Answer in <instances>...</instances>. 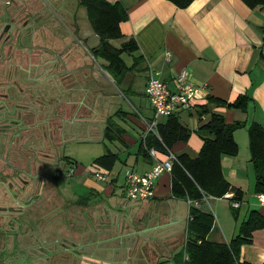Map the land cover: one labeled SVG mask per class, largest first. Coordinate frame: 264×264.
Here are the masks:
<instances>
[{
	"label": "crops",
	"instance_id": "0c3cea01",
	"mask_svg": "<svg viewBox=\"0 0 264 264\" xmlns=\"http://www.w3.org/2000/svg\"><path fill=\"white\" fill-rule=\"evenodd\" d=\"M36 1L29 3L35 5ZM52 1L59 9L53 7L54 14L43 10L39 17L50 14L58 18L59 15L62 16L60 22L46 23L48 18H38L39 23L35 20L31 24L30 21L26 23V19L18 31V34L22 33L18 40L25 48L29 49L34 43L35 50L40 52L28 55L27 49L23 54L0 56V61L4 62L2 78L5 84L0 85V102L5 107L3 118L7 121V149L17 159L16 162L9 161V169L23 171L20 172L22 175L29 173L26 174L30 176L27 183L31 186L28 185L27 190L36 184L41 188V197L37 198V202L42 200L43 193L49 188L51 193L47 198L55 200L50 204H60V211L67 212L65 221L71 223L67 232L59 233L66 236L69 245L51 251L46 248L30 249L26 252L33 255L30 263L40 261L37 255L50 253L55 255L57 264L58 256L66 253L60 261H67L68 255L72 254L69 264H78L79 261L81 264H181L175 255L184 247L189 203L172 196L170 172L164 171L158 176L154 196L150 199L132 200L122 192L126 169L144 174L151 170L156 160L149 154L145 156L146 139H141L145 121L150 120L153 114L145 93L150 73L165 82L170 90H175V77L187 71L189 81L202 88V94L190 109L174 113L190 128L191 134L186 142L173 145V154L197 155L203 144L197 129L209 120L214 111L222 114L226 123L244 124L234 131L238 152L222 156V171L230 185L243 192L239 210L246 202L250 208L246 216L249 211L257 210L264 217V204L258 202L253 191L255 176L247 133V127L252 122L264 127V6L250 9L241 0H193L187 7L179 8L168 0H107L120 3L128 13L127 19L119 23L123 38L111 42L119 47L122 41L133 39L137 45L135 51L122 52L125 65L132 68L116 85L105 69L107 62L91 51L98 45L99 37L90 22L78 20V12L82 8L78 0ZM22 2L25 4L26 0ZM31 26L35 29L33 33ZM42 29L48 31L45 39L54 45L48 52L40 50L47 47V41L37 36ZM29 35L33 38L32 42L24 39ZM16 70L18 75H12L11 72ZM24 72L30 75V80L35 74L38 75L35 78L49 76L50 87L45 94L51 103L48 126L55 147L69 142L67 135V138L63 136L66 124L77 122L80 131H71V140L81 144L107 142L109 145L105 143L106 152L102 155L113 153L117 156L110 170L94 163L102 155L94 158L88 166L79 154H59L58 165L54 163L56 157L53 154L42 153L40 149L43 146L38 147L39 151L34 145L30 146V143L34 144L33 136L45 141V135L39 122L27 119L25 122V105L18 99L20 94L24 97L27 92L22 84L17 88L11 83L14 79H21ZM10 77L13 79L10 80ZM15 90L20 94L11 98V91ZM239 95L248 97L245 106L229 107L208 102L209 97L232 102ZM31 100V105L41 106L35 99ZM111 108L112 113L109 112ZM109 117L114 122V140L105 136ZM165 119L161 118L158 124ZM83 124H86L85 128ZM38 130L39 133L35 132ZM155 151L156 158H166L158 150ZM47 158L53 163L45 160ZM13 165L18 168H12ZM46 165L55 166L54 171L46 172ZM70 167H75V174L66 177ZM58 170L62 173L59 177L56 176ZM97 170L107 175L105 181L95 177ZM233 195L234 192L230 191L224 197L211 199L218 201L224 198L230 208ZM210 207L213 211L212 205ZM230 213L226 207L220 212L221 220L217 212L213 213L214 218L218 216V227L213 225L208 239L227 243L236 234L240 221L233 214L231 217ZM52 215L60 216L50 212L45 218ZM23 237L26 238V235ZM15 253L20 255V250ZM240 259L253 264L264 261V228L254 230L251 242L241 246ZM19 260L20 256L17 261H10L9 257L6 264H20Z\"/></svg>",
	"mask_w": 264,
	"mask_h": 264
},
{
	"label": "trees",
	"instance_id": "16d2710c",
	"mask_svg": "<svg viewBox=\"0 0 264 264\" xmlns=\"http://www.w3.org/2000/svg\"><path fill=\"white\" fill-rule=\"evenodd\" d=\"M168 1L179 8H185L193 0ZM241 1L250 9L264 6V0ZM78 5L86 9L88 20L99 37L98 45L91 49L92 53L107 62L106 71L113 77L116 85H119L125 73L132 68L125 65L121 54L137 49L133 39L122 41L119 47L111 42L123 38L119 23L127 19V10L120 3H111L107 0H78ZM60 18H48L46 23L60 22ZM134 63L137 64V61ZM247 100L248 97L245 95H239L232 102L220 98H208V102L214 101L218 105L229 107L245 106ZM113 125L114 122L109 117L105 136L110 140L116 138L112 131ZM242 126H244L242 122L226 123L222 114L214 111L209 120L197 129L203 140L197 155L191 157L187 153L173 154L171 151L173 145L177 142H186L191 130L180 121L178 116L172 114L157 125L158 136L148 133L145 140V156L149 154V148L158 150L167 159L171 153L173 154L175 159L172 161L170 174L171 193L174 198L195 201L204 195L214 198L224 197L226 193L233 191L234 195L230 200L241 201L243 192L231 186L226 180L221 159L223 155L237 154L238 145L234 139V131ZM247 133L250 161L255 176L253 191L255 194H264V127L252 122L247 127ZM157 158L160 161L166 159ZM116 160L115 154L107 153L96 158L94 163L110 170ZM230 209L235 219H238L239 208L230 206ZM214 220V215L210 211L198 208L190 202L184 247L175 258L181 264H253L240 259V249L242 245L251 242L254 230L264 228V217L257 210L249 211L246 218L239 222L236 234L227 243L208 239ZM261 264H264V261Z\"/></svg>",
	"mask_w": 264,
	"mask_h": 264
},
{
	"label": "rangeland",
	"instance_id": "374dc122",
	"mask_svg": "<svg viewBox=\"0 0 264 264\" xmlns=\"http://www.w3.org/2000/svg\"><path fill=\"white\" fill-rule=\"evenodd\" d=\"M30 1L32 0H26V3L23 4L22 0H0V5H3L2 6L3 8L0 7V13L3 12V9L5 10V14H4L5 16L0 21V50L2 51V54L5 55L9 53L10 55H14L16 53H19V54L26 53L28 48H25L22 45L23 43H21L22 41L18 40L19 37H21L22 35V33L18 34V31H19V28L22 27L23 21L28 19L26 23H29L30 21L31 24H33V22L36 20L37 23H39V20H37L38 18H40L41 20V18L46 19V18L53 17V15H50V14L39 17L43 10H46V11L49 10L51 14H54V11L52 10V8L56 7L57 9H59L57 6H55L52 0H39V1L35 0L36 1L35 5L33 3H29ZM22 7L24 11L21 9ZM58 18H60L59 15H58ZM59 20L61 21V19ZM78 20L80 22L87 21L89 23L87 12L84 7L80 8V11L78 12ZM51 23H55V22H51ZM34 30L35 29L32 27L31 32L33 33ZM47 32L48 31H46L45 29H42V31L39 32L37 36L38 37L40 36L42 37V39H45V36H47L46 35ZM24 36L25 34L23 35V37ZM24 39L28 40L29 42L30 41L32 42L33 38L31 37V35H29V37L24 38ZM46 41H47V47H44L46 49H43V48L40 49L41 51H47L49 48L51 49L54 48V45H52L51 43L49 44V41L45 39V42ZM35 49H36V44L31 43V46L28 49L29 52L27 54L37 55L38 54L37 52H40V51L39 50L36 51ZM3 64L4 62L0 61V85H3V83L5 84V80L2 78V73L4 72ZM6 67H9V65H7ZM11 74L18 75L17 70L11 72ZM22 76L27 77V78H23V77L21 79L17 78V79L12 80L11 83H14L17 86V88L19 86L21 87V84H22L23 85L22 87H24V90L25 92H27V94H25V96L22 97L21 94L17 93V91L15 90V91H11L12 93L10 94V96L12 98V97H15L16 94H20L18 101L23 102V104L25 105L26 113H27L26 115L25 114L23 115V117L25 118L24 119L25 122H27V120L29 122H39L41 124V127L44 129V133L43 132L41 133L45 135V141H39L38 140L39 138L37 136H33L34 144L30 143V146L34 145L33 147L36 149V151H39L38 147L43 146V148L40 149V150H43L42 153L47 152L46 154H49L50 156H52L51 154H53L54 157H56V160L54 161V163L58 165H59L60 157H57V155L59 154H62V155L70 154L71 156H73L72 154H75V155L79 154L78 156H80L81 160L85 162L88 166H90L94 158L106 152L105 143L109 145L107 142L102 143L100 141H94V142H88V143L81 144V143H78V141L76 140L75 141L71 140L72 138V136H70L71 131H74L75 133H78L80 131V124L77 122L71 125L66 124V128L63 132V136L65 138L68 137L69 142H67L65 146L56 148L54 138L50 135L49 126H48L49 118H50L49 115H50V104L51 103H50V99L48 95L45 93H48L49 87H50L49 85L50 82L48 78L49 76L45 77V75H43V76H39L38 78H35L36 76H38L35 74V75H32L33 77L31 76V78H33L32 80L28 79L30 75L28 76L26 72L22 73ZM9 79L11 80L13 79V77H10ZM28 92H30L31 94H29ZM1 96L2 94H1V88H0V101H1ZM31 98L35 99L36 102L41 104V106L36 107V106L31 105L30 104V102L32 101ZM121 102H122V105H124V102L123 101ZM27 103H29L28 107L26 106ZM1 104L2 103L0 102V126L4 125V127H6L7 121L5 120V118L2 117L3 113L5 112V107H2ZM109 112L110 113L113 112L112 108L109 110ZM82 127L85 128L86 124H83ZM35 132L39 133L40 130L35 131ZM61 136H62V133H61ZM7 147H8V142L6 141V133H1L0 134V180L5 181V184L7 186H4V187L10 189L8 190L10 191V193H6L7 195L5 194L3 195V193L0 194V224H3L4 227L8 229L7 234H9L7 235L8 239L7 241H5V244L9 245L10 249H13V251L21 250V248L22 249L29 248L28 251L30 249L31 251H35L38 249L41 250V249L46 248V250L51 251L54 248L62 247L66 244L69 245V242L66 241V236L64 237V236H61V234L59 235V233L67 232V228L71 225V223L68 224V222L65 221L67 212L62 213L64 211H60L61 210L60 204L58 205L50 204V203L53 204V201L55 200H53L52 198L50 199L47 198L48 197L47 193H48L49 188L43 193L44 195L42 198L43 201L41 200L38 202L37 201L31 202L30 199L32 197V194H31L32 192L30 190L31 192L30 193L26 187L27 180L30 178V176L26 174H29V173L22 175L20 172H23V171H19L15 169L18 167H15L14 165L12 168H14L15 170L9 169V164H8L9 161L16 162L17 159H16V156L13 155L7 149ZM46 147H48V149H45ZM45 160H47L48 162L51 161V163H53L51 159L47 158ZM61 166L64 167L65 165H61ZM54 168L55 166L46 165L45 171L52 173L54 171ZM8 173L12 175H9ZM61 174L62 173L58 170L56 173V176L59 177L61 176ZM8 175L10 176L9 178L11 179L8 178ZM65 176L70 177L67 175V171L65 173ZM51 179H53L52 176H51ZM7 181H9L8 184H7ZM5 198H8V200H5ZM55 198L58 199V196H55ZM42 202H44V204L46 205H43ZM26 203H27V206L25 205ZM209 203H211L210 205H212L213 211H211V209L207 205H205L203 209L210 211L212 214L214 212L216 214L217 212V215L219 216V220H221L220 212L224 211L226 207L230 209L229 206H227L228 201L224 198H221L218 201L210 199ZM217 205L219 206H218V210L216 211ZM24 207H26L25 210H23ZM56 207H57V211L55 210ZM249 209L250 208H248L246 202H244L239 211V218H238L239 221L245 218L246 213L248 212ZM50 212L57 213L60 216L52 215L51 217L46 216L45 218V215L49 214ZM230 212H231V209H230ZM231 214L232 212L230 213V216L232 217ZM217 217H215V221H214V224L216 227H218ZM66 224L67 226H64ZM74 224H77V222H74ZM74 230H77V228H74ZM18 234H19L18 239L17 237L14 238L13 235H18ZM25 235H26V238L23 237ZM13 239H15V241H13ZM19 243H20V246H19ZM12 255H14V253ZM27 255L29 257L33 256L30 254H27ZM37 256H39L38 260L40 259V261L37 263H29V264H55L56 262V259L54 258L55 255L50 254V253L40 254ZM61 256H66V253L58 256L59 261L57 262V264H69L70 263L72 254L68 255L67 261L66 259L60 261ZM18 259H19V255H16L15 257H10V261H17ZM78 264H81L80 261L78 262Z\"/></svg>",
	"mask_w": 264,
	"mask_h": 264
},
{
	"label": "built area",
	"instance_id": "2783aa9c",
	"mask_svg": "<svg viewBox=\"0 0 264 264\" xmlns=\"http://www.w3.org/2000/svg\"><path fill=\"white\" fill-rule=\"evenodd\" d=\"M168 56V53H166ZM176 88L170 90L165 82L154 76L152 73L149 74L147 79L145 93L149 99V102L153 109V114L150 120L145 121V130L141 134V139L145 140L148 133H153L158 136L157 124L158 121L169 115L174 114L178 110H188L191 108L192 103L202 94V88L194 85L188 79L187 71H182L176 77ZM144 121V120H143ZM148 153L155 160V164L151 170L144 173L138 174L131 169H126L124 174V184L122 186V192L126 198L132 200H146L154 196V186L158 176L164 171H171L172 161L175 157L170 154L168 159L160 161L156 158V151L154 148H149ZM75 167H70L67 171L68 176H74ZM95 177L100 181H105L107 175L97 170L94 172ZM211 196L204 195L201 199L190 201L198 208L203 205H207L209 208V200ZM257 199L260 204H264V194H257ZM231 206L239 208L240 202L236 200L231 201Z\"/></svg>",
	"mask_w": 264,
	"mask_h": 264
},
{
	"label": "flooded vegetation",
	"instance_id": "af4514ba",
	"mask_svg": "<svg viewBox=\"0 0 264 264\" xmlns=\"http://www.w3.org/2000/svg\"><path fill=\"white\" fill-rule=\"evenodd\" d=\"M2 6L3 5H0V7H2ZM21 9L24 11L23 7ZM4 14H5V10L3 9V12L0 13V21L5 16ZM5 25H7V24H5ZM0 53H1L0 55H4V54H2L1 50H0ZM3 74H4V72L2 73V75ZM1 106L4 107V104L2 103ZM2 117H3V115H2ZM5 129L6 128L4 127V125L3 126L1 125L0 126V134L1 133H5L6 132ZM28 185L31 186V183H27V186ZM4 186H7V185L4 183L3 180H0V194L3 193V195L4 194L7 195L6 193H10V191H8L10 189L9 188H5ZM30 190H31L32 193L30 192ZM28 191L32 194V197L30 199L31 202L32 201L36 202L37 198L41 197L40 196L41 195V188L39 186H37V184L35 186H33L32 188H30ZM48 194H50L49 190H48L47 195ZM3 195H1V196H3ZM5 200H8V198H5ZM7 231H8V229L6 227H4L3 224H0V264H6L7 261L9 260V257H15L16 255H18V254L15 253V252H18V250L13 251V249H10L9 245L5 244V241H7V239H8L7 235H9V234H7ZM13 236H14V238L17 237V239H18L19 234L18 235H13ZM13 241H15V239H13ZM19 246H20V243H19ZM28 249L29 248H25V252H24V249L21 248L20 255H19L21 257V260H19L20 264H29L30 263V261H29L30 257L26 253V252H28ZM13 253H14V255H12Z\"/></svg>",
	"mask_w": 264,
	"mask_h": 264
}]
</instances>
